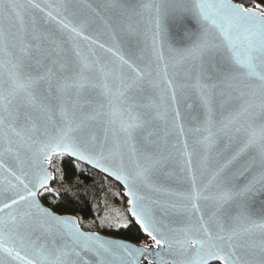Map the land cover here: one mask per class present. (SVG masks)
I'll use <instances>...</instances> for the list:
<instances>
[{
	"label": "snow or ice",
	"instance_id": "6c2138e0",
	"mask_svg": "<svg viewBox=\"0 0 264 264\" xmlns=\"http://www.w3.org/2000/svg\"><path fill=\"white\" fill-rule=\"evenodd\" d=\"M74 7L0 0V264H137L150 251L155 264H264V12L103 0L93 11L112 13L108 46L86 34L90 19H69ZM65 156L124 184L158 251L39 202L86 194L63 170L51 187Z\"/></svg>",
	"mask_w": 264,
	"mask_h": 264
},
{
	"label": "trees",
	"instance_id": "16d2710c",
	"mask_svg": "<svg viewBox=\"0 0 264 264\" xmlns=\"http://www.w3.org/2000/svg\"><path fill=\"white\" fill-rule=\"evenodd\" d=\"M235 1L253 9H264V0ZM53 164L52 170L57 180L52 182L51 187L61 189L59 170H63L66 181L79 182L87 192L75 198L62 191L59 197L51 193L39 195L46 206L53 208L61 215H76L79 217L81 227L87 230L100 231L105 235L129 240L136 244L150 242L151 238L145 235L135 218L131 216L127 205L128 199L118 183L67 156L62 159L54 158ZM76 164H79V168L74 167Z\"/></svg>",
	"mask_w": 264,
	"mask_h": 264
},
{
	"label": "water",
	"instance_id": "95a60500",
	"mask_svg": "<svg viewBox=\"0 0 264 264\" xmlns=\"http://www.w3.org/2000/svg\"><path fill=\"white\" fill-rule=\"evenodd\" d=\"M230 2L233 3V4H236L238 6H243L245 8L253 9V8H250V7H246V6L240 4L239 2H237L235 0H230ZM71 3L75 6L73 8V11L76 13V16H70L69 19L73 20V22H76L77 19H83V18L90 19L91 20V24H90L88 30L86 31V34L92 35L94 39L97 37V35H99L100 42L106 43V45L111 46V38H110V35H109V31L105 28V24H111L112 23V13L111 12L97 10V11H99V15H97V13L93 11V9H97V5L103 3V0H71ZM88 5H91L92 8H88L87 7ZM253 10H255V9H253ZM79 43H80L81 47L85 51H87L88 48H92V49H94L96 51L97 55H99V56H101V57H103L105 59L111 58V54L110 53H107V52L103 51L102 49H99L96 45L91 44L89 41L80 40ZM180 107H181V111L183 113L184 105L181 104ZM180 122L185 124L186 138L188 139L189 144H191L192 143V134L187 132V129H188V127H190V125L183 119ZM184 138L185 137H181L179 134H177L176 143H177L178 147L180 145V141L182 139H184ZM70 159L75 160L74 158H70ZM75 161H77V160H75ZM77 162L84 163L85 165L89 166L90 168L94 169L95 171L107 176L113 182L118 183L122 187V189L124 191V194H125V197H127L128 200L130 199V197L127 196V190H126V188L124 187V184L121 181L116 180L115 177L109 175L108 173L103 172L101 169H98V168H96V167H94L92 165L87 164L86 162H81V161H77ZM193 163H194V166H195L196 157L193 158ZM50 170L53 172L52 169H50ZM37 199L39 200V202L44 207L48 208L49 210H51L55 214H59L56 211H54L53 208H49L48 206H46L44 204V202L41 200V198L39 197V195H38ZM260 206H261V203H260V199L258 198L257 201H256V204H255V208L257 209L258 212H259ZM62 215H68V216H71L73 218H76L78 223H79V227L81 228L82 231L90 232V233H96L103 240H113V241H117V242L127 243V244L132 245L133 247L148 246L150 248V250H152V251H158L159 250V249L155 248V245H154L153 241H151L150 244H148V245L136 244V243L131 242L129 240L127 241V240L122 239V238H118V237L116 238V237L110 236L108 234L105 235L104 233H102L100 231H96V230L95 231H91V230H87L85 228H82L81 225H80L79 217H77L74 214L73 215L62 214ZM145 235L148 236L146 233H145ZM149 238H151V237H149ZM150 262H151V264H155V258L151 254V251H150V253H148V254H146L144 256H141L139 258V260L137 261V264H150ZM216 263L222 264V261L217 259V260H212L210 262V264H216Z\"/></svg>",
	"mask_w": 264,
	"mask_h": 264
},
{
	"label": "rangeland",
	"instance_id": "374dc122",
	"mask_svg": "<svg viewBox=\"0 0 264 264\" xmlns=\"http://www.w3.org/2000/svg\"><path fill=\"white\" fill-rule=\"evenodd\" d=\"M255 9V8H254ZM255 10H257V11H260V12H264V9L263 8H258V9H255ZM127 205H128V203H127ZM128 207H129V209H130V206L128 205ZM85 228V227H84ZM86 229V228H85ZM152 241V239L150 240V242ZM150 242H147V243H144V245H148V244H150Z\"/></svg>",
	"mask_w": 264,
	"mask_h": 264
}]
</instances>
